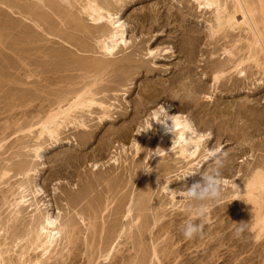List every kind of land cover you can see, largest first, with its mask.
<instances>
[{
    "label": "rangeland",
    "instance_id": "obj_1",
    "mask_svg": "<svg viewBox=\"0 0 264 264\" xmlns=\"http://www.w3.org/2000/svg\"><path fill=\"white\" fill-rule=\"evenodd\" d=\"M42 1L0 0V169H10L0 179V228L8 230L11 225L7 234L12 236L2 229L5 235L0 240L8 238L12 244L19 237V245L10 252L12 258L6 259L23 264L20 254L27 250L31 238L27 233L35 226V211L27 206L20 220L7 223L16 210L18 185L27 180L30 191L41 189L32 202L46 203L43 207L59 218L61 228L67 227L62 228L60 246L48 255L49 260H42L44 264H264V233L258 238L257 229L252 228L253 204L245 195H237L252 170L264 169V66L252 59L236 66L253 48L260 50L242 13L236 12L239 25L214 34L216 8L200 6L197 0H120L119 4L98 0L127 29L128 44L116 55L119 60L107 62L99 42L101 31L83 11L88 0H44L45 5ZM27 3L39 7L24 10ZM226 4L233 12L231 1ZM258 14L264 36V18ZM110 29L107 24L105 30ZM260 56L264 62V55ZM88 85L99 103L112 106L111 116L100 120L104 109L98 104L77 109L73 116L86 122L88 130L69 124L57 139L38 138L40 122L61 100ZM162 104L186 116L199 134L208 135L205 149L202 144L189 159L170 149L162 160L151 158L160 145L152 129L155 137L145 138L136 155L134 139ZM39 144L43 147L37 156ZM168 147L167 142L162 148ZM189 148L194 152V147ZM217 149L228 153L223 159V196L219 202H210L203 238L187 240L180 228L191 213L183 197L200 175L183 177L209 168L212 161L206 153ZM21 163L32 168L30 176L21 174ZM95 163L100 169L94 171ZM160 164H166L167 171L159 178ZM149 182H154V188L144 193ZM83 193L88 198L79 202ZM104 201L109 208L101 213ZM90 203L99 208L96 215L90 213ZM130 204L134 216L122 218ZM137 209L143 212L139 221L134 219ZM116 211L122 212L119 222ZM155 217H161L157 224ZM70 221L76 223L77 232L67 225ZM238 222L249 225L240 239L234 236ZM121 225L125 231L118 238ZM111 226L116 228V249L107 260L98 258ZM154 247L160 260L153 255ZM27 251L25 264H32L36 254L42 256L40 249Z\"/></svg>",
    "mask_w": 264,
    "mask_h": 264
},
{
    "label": "bare ground",
    "instance_id": "obj_2",
    "mask_svg": "<svg viewBox=\"0 0 264 264\" xmlns=\"http://www.w3.org/2000/svg\"><path fill=\"white\" fill-rule=\"evenodd\" d=\"M40 1H42V0H40ZM117 1H118V4H119L120 0H115V2H117ZM197 1H199L200 6H202V5L207 6V7H213V6H215V8H216L215 9V11H216V20L215 21L217 23V27H216V29L213 28L214 29V31H213L214 34L220 32V31H223L227 26L233 29L234 26L239 25L240 24L239 21L236 20V12H241L242 15H243V18H244L243 19L244 20L243 23L246 24L245 25L246 27L248 25V28H250L251 32L253 33L252 39H254V42H255L254 43V46H255V44L256 45H259L260 50L259 49L256 50L255 48H253V51H251L250 54L247 55L248 57L245 58V59L242 58V60L238 61V64L236 66H237V68H239V66H241L242 63L244 64L245 61H248V60H251V59L255 62V64L257 66H260V65L262 66V64L264 66V62H261V60H260V57H261L260 54L261 55L262 54L264 55V36H263V34L261 32V29L259 28V25H260V17H258L259 16L258 13H260L261 15H263V18H264V0H230L231 3L233 4V8H234V9L232 8L234 10L233 12H232V10L231 11H228L227 10V4H226V2L229 1V0H197ZM42 2L44 4V0ZM27 4H28V6L26 4H24V6L25 5L27 6L26 8L22 7V4L20 6L24 10H27V11L33 10V8L35 9L36 7L37 8L39 7V5H36V3H35L36 6L32 4V7H31V4L30 5H29V3H27ZM16 7H19V6L16 5ZM105 7H106V5L105 4H104V6L101 5L98 2V0H88L87 1V4H85L83 6V11L88 15V17L90 18V20L93 22L92 24H94L93 27H95L96 31H101V37L102 38H101V40L99 42L101 43V49L103 50V53H104L103 55L109 57L108 60H107V62H108V61H115L118 58V57H116V55L119 53V50H120V48H122L123 45L124 46H127V44H128V40L127 39L128 38L126 36L127 29L125 27L124 22L121 21V19L119 17H115L116 15H114V13H112L109 9H106L107 7L106 8ZM8 8H10V7H8ZM10 9H12V8H10ZM36 10H34L33 12H36ZM37 15H38V13H37ZM26 20H29V19H26ZM38 20H41V18L38 19ZM75 21H76V19H75ZM261 21L263 22L262 17H261ZM32 22L34 24H36L37 27H39V28L42 27L41 24L38 21L33 20ZM104 22H109L107 24H111L112 29L105 30V27L107 26V24L104 25L103 24ZM243 23L241 22V25ZM79 24H80V26L82 28H85V27H83L84 25L81 22ZM242 27H244V25H242ZM251 32H249V33H251ZM19 35H21V34H19ZM251 41L252 40H250V42ZM251 44L253 45V42ZM69 45H70V43H69ZM254 46H252V47H254ZM252 47H249V49H251ZM149 51H151L150 52V55H152L151 54V53H153L152 50H149ZM117 60H119V59H117ZM235 70H236V68H235ZM240 70L241 69H239V71ZM102 74H103V72H102ZM218 75L219 74H217L214 77L215 78L214 80L217 81L221 77V76H218ZM222 75H223V73H222ZM95 97H96L95 96V93L92 91V86H89L88 85L82 92L79 91V92L74 93V95L72 96V98H67L66 97L65 99L61 100L60 103L58 104L57 109L54 110V111L52 110L48 114L47 118H45L44 120H42L40 122V128L38 130L37 137L38 138H43V136L48 135L50 137V139H53V140L54 139H57L59 137V135L61 134L62 128H65V127L69 126V124H73L76 127H82V128H85L86 130H88L89 127L86 124V122H82L81 120H78L79 118L77 119L75 116H73L72 113H74L75 111H77V109H80V110L82 109L83 110V109H85L87 107H92L95 104L100 105V107L101 108L103 107V109H104L102 115H100V120H103L105 118H109L111 116L110 115V109H111L112 106H109V105L108 106H105L104 103H101V102L99 103L95 99ZM64 103H66L65 106H63ZM161 106H165V108L168 111L169 116L175 115L176 118L181 122L182 127H181L180 131L177 132V134H176V140H175V133L169 130L172 127V121L171 120H168L167 121V126L165 124H161L159 122L153 121V128L152 129L153 130L155 129V136L157 137L158 144H160V145H159V147H158L157 150H155L154 152H152L150 154L151 158H153L154 156H159V155H157L155 153L156 151L162 153L161 156L163 158L164 157V154L168 153V149H170L171 151H173V150L176 151L177 150V152L175 154L178 153L180 155V157H182L183 159H189L190 157L194 156L196 154V152H198V150L201 148L202 144H203V149H205L204 148V146H205L204 144L207 141V137H208L207 134H199L194 129V127L192 126V124L189 121V119L186 116H184L182 114H179V113L173 111L171 109V106L165 105V104H162ZM157 109L154 112H156ZM148 121H151V120H148ZM184 122H187V126H190V128L192 130L191 135L187 131L184 130V127H183ZM30 131H32L31 128H30ZM155 136L152 135V133H150V130L147 131V132H143V131L140 132L139 135H138V137L136 139H134V145L133 146L136 148V155L141 151V149H142L141 146H142V143H144V139L146 138V141H149V140H152L153 137H155ZM180 137H183V139H180ZM174 140H175V144H174ZM167 142L169 143V147L167 149H163L162 148L163 145L165 143H167ZM190 146L194 147V152H190V148H189ZM42 147L43 146L39 144L37 146V148L35 149V153H36L37 156H39L38 153H39V151L41 150ZM0 148H1V145H0ZM166 150H167V152H166ZM161 156H159V157L161 158ZM162 158H161V160H162ZM116 161H118V159H115V162ZM20 165H21L20 166V172H21V174H23V176H26V177L30 176V173L32 171V168L31 167H28V166H26V165H24L22 163ZM92 168H93L94 171L100 169V167H99V165L97 163L93 164L92 165ZM156 171H157V169H156ZM166 171H167V165L166 164H160L159 167H158V173H159V176L158 177L160 178L164 174L166 175ZM9 172H10V169H7V168H4L3 170H1V172H0V179H2L3 177L7 176L9 174ZM26 181H25V183H26ZM25 183L23 181V183L21 182L18 185V189L17 190L20 189V191L15 194L16 195V202L14 204L15 205L14 207H15L16 210H15V212L13 211V214L10 215V217H8L7 223H10L11 224V222L14 223V222H16V220H20V214H21L22 209L24 208V206L33 207L32 208V211H35V213L32 214V216H33L32 218H33V222H34V225L35 226L33 225L34 228L31 229V230H29L28 233H27L28 236L31 235V238L29 239V245L27 244L28 245L27 246V250L28 251L27 250L26 251L29 252V250L31 248H34V250H39L40 249L41 250L40 252L42 253L41 254L42 256H38L40 254H36L37 257L35 256L34 257L35 259H33V258L30 259V263H32V264H44L43 261H45L46 259L49 260L48 255L49 254H52V251L53 250L56 251L55 249H57V247L60 246V244H61L60 242H61V240H63V239H61L62 238L61 237L62 236L61 235L62 234V230L63 229H67V227H65V228L62 227L63 229L61 228V225L59 223V218L58 219H57V217L55 218L50 213V211H48L49 208H47V210H46V208H45L46 206L43 207L46 203H43V204L40 205L39 201L36 202V203H33L32 202V198H37L40 195L41 189L38 188V187H36L35 189H33V190L30 191L26 187L27 184L25 185ZM156 183H155V185H156ZM153 188H154V182H152V183L149 182V184L147 185V188H146V192H144V193H148ZM167 188H166V190H167ZM144 193H143V196H144ZM237 193H238L237 195H243V196L245 195L247 201L249 203H252L253 204V207H254V215H253V217H254V223H253L252 228H254L255 230L257 229V231H256L257 232L256 233L257 234V237L258 238H261L262 233H264L263 232V230H264V169L257 167L254 170H252L250 172V174L247 176L246 181L243 184V187L242 188H239V190L237 191ZM30 195H33V196L32 197H29ZM78 198H79V202H83L86 198H88V193H83V195L81 197H78ZM174 198H175V193H173V199ZM106 201H104V203ZM142 204H143V202H142ZM103 205H104L103 203L100 205V207H101V211L100 212L101 213H103L104 211H107V209L109 208V203L108 204L105 203L104 207H102ZM127 206L128 207L126 208L125 212L123 213L122 218H129V217L134 216L133 215V212H134V208L133 207H134V205L132 206L130 204V205H127ZM90 208L93 210V211H90V213H93V214L96 215L97 210L99 208L98 209L95 208L94 205L91 204V203H90ZM42 209H45L46 210L45 213H41L43 211ZM95 209H97V210H95ZM120 211L114 212L116 215H118L116 217L117 220L120 219L119 218V214L122 213ZM136 212H137V214H135L136 216H135V218L134 217L133 218L134 219H137V221H139L140 220V217L143 214V212L141 214L140 213V209H137ZM37 213L39 214L38 216H36ZM78 214H79V212L77 213V215ZM95 215L93 216L94 218L96 217ZM107 215H108V213H107ZM114 217H115V215H114ZM81 218H84L83 214H81ZM88 218H90V217H88ZM160 218L161 217H159V219L155 217L154 220H153L154 223L157 224V222L160 220ZM91 220H92V218H91ZM33 222H32V224H33ZM83 222H86V221H83ZM89 222L90 221H88V223ZM118 222H119V220H118ZM136 222H135V224H136ZM75 224H76L75 222L70 221L67 225L70 227V229L72 231L74 229H76V232H77V228H75ZM116 224L117 223H115V226H116ZM88 225L90 226V224H88ZM143 225H144V223H143ZM7 226L8 225H5V227H7ZM10 226L8 227L9 229H10ZM84 226L86 227V225H84ZM121 226H123V225H121ZM3 227L0 228V236L1 235L2 236L5 235V234H2V232H3L2 229L4 230V233H6V234L9 233V229L8 230H5L6 228H3ZM92 228H94V227H92ZM103 228L105 229V227H103ZM70 229L68 228V230H70ZM83 229L81 230V232L83 231ZM87 229H88V227H87ZM89 229H90V231H92L91 227H89ZM95 229H94V232H93L94 233L93 236L96 234ZM103 231L104 230H102V232ZM124 231H125V226H123L122 230L117 234L118 235V238H119V236L120 237L122 236V233ZM76 232H74V233H76ZM83 232L85 233L86 231H83ZM115 232H116V228L115 227H112L110 229V235H108L107 232H106V234L109 237L107 236V240L105 239L106 241H104L105 243H104L103 247L102 246H101L102 248L100 247V249H101V256L99 255L98 258L104 256V258L107 260L110 257V254L112 253V250H115L116 249V245L114 246V241H115V238H116V237H114V235L116 236ZM12 233L14 234L13 231H12ZM76 234H78V233H76ZM7 235H8V237L10 236V234H7ZM79 236H80V234H79ZM10 237L12 238V236H10ZM7 240H8V238H5L2 241L0 240V263L1 264H15L12 261V259H11L12 257L10 256V252H12V250L16 246L19 245V242H18L19 237H17V239L15 241H14V238H13V240H12L13 243L12 244L11 243H8ZM103 240H104V238H103ZM101 241H102V237H101ZM8 244H11L13 246V248L10 249V247H8ZM154 246H156V245H154ZM4 247H6V248H4ZM26 251L25 252L22 251V253L20 254V261L18 260L20 263L23 262V264H25L27 262V259H26L27 258L26 257V255H27L26 254ZM104 252H106L105 255H104ZM158 253H159L158 252V249L156 247H154V249H153V255L157 259L160 256ZM93 255H94V253H93ZM8 256H10L11 258L10 259H6V257H8ZM159 260H160V257H159ZM95 261H96V258H95ZM28 262H29V260H28Z\"/></svg>",
    "mask_w": 264,
    "mask_h": 264
},
{
    "label": "clouds",
    "instance_id": "obj_3",
    "mask_svg": "<svg viewBox=\"0 0 264 264\" xmlns=\"http://www.w3.org/2000/svg\"><path fill=\"white\" fill-rule=\"evenodd\" d=\"M168 120L172 121V127L169 130L175 133L176 140V134L180 131L182 124L175 115L169 116L165 106H161L152 114V119L151 121L145 123L143 132L152 130L153 121L167 126ZM183 127L184 130L191 135L192 130L190 126H187V122H184ZM180 139H183V137H180ZM155 153L159 156L162 155V153L158 151ZM206 155L208 159L212 161V165L209 168L204 171L189 172L183 177L184 179L194 173H199L200 175V180L188 186L183 197V199L189 203V211L191 213L190 217L181 225L180 228L184 238L187 240H191L195 237L203 238L206 226L204 221L210 210V202H219L223 196L225 185L222 172L223 159L228 156V153L223 152L221 149H217L210 150L206 153ZM248 228L249 225L246 222H238V224L234 227L235 238L240 239Z\"/></svg>",
    "mask_w": 264,
    "mask_h": 264
}]
</instances>
